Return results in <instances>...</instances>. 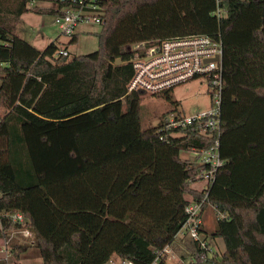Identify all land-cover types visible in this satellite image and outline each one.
<instances>
[{
    "label": "trees",
    "instance_id": "obj_1",
    "mask_svg": "<svg viewBox=\"0 0 264 264\" xmlns=\"http://www.w3.org/2000/svg\"><path fill=\"white\" fill-rule=\"evenodd\" d=\"M33 1L52 2L54 14L71 2L0 0V211L22 213L33 233L32 245L10 238L19 225L2 217L12 257L32 246L42 264L112 255L150 264L170 244L185 206L202 197L198 168L180 152L212 138L141 125L143 92L126 90L128 47L204 34L222 41L224 164L208 202L224 215L211 236L225 247L206 264H264V0H99L97 48L71 57L55 41L39 50L14 33ZM170 90L160 94L170 100Z\"/></svg>",
    "mask_w": 264,
    "mask_h": 264
},
{
    "label": "built area",
    "instance_id": "obj_2",
    "mask_svg": "<svg viewBox=\"0 0 264 264\" xmlns=\"http://www.w3.org/2000/svg\"><path fill=\"white\" fill-rule=\"evenodd\" d=\"M217 16L223 13L220 9L215 11ZM103 10L99 0H71V2L54 14V21L61 33L72 36L76 26L81 23H94L101 25ZM131 51L129 62L132 74L126 84L128 92L139 91L149 94H160L165 90L187 81L204 77L207 79L211 99L209 109L191 115H178L172 119L161 122L159 130L185 129L192 126L201 134L211 136L212 144L205 149L189 148L185 150L192 156L198 168L199 187L202 197L185 206V219L180 228L184 227L195 245L193 262L206 264L210 260L220 258L216 246L211 238L202 232L203 210L208 202V191L216 173L224 160L220 157V104L223 88L222 77V41L220 36L204 34L177 35L169 38L150 39L140 41L128 47ZM59 55L68 56L66 49L62 48ZM213 207V206H212ZM217 218L224 215L218 213L213 207ZM2 217L19 225L18 229L10 232V238L19 235V241L33 244V233L27 227V219L20 212H1ZM1 259L8 261L11 255L8 239L1 238ZM174 258L169 245L156 251L155 258L150 264H161ZM112 264H132L128 260L118 259Z\"/></svg>",
    "mask_w": 264,
    "mask_h": 264
},
{
    "label": "rangeland",
    "instance_id": "obj_3",
    "mask_svg": "<svg viewBox=\"0 0 264 264\" xmlns=\"http://www.w3.org/2000/svg\"><path fill=\"white\" fill-rule=\"evenodd\" d=\"M52 8H54L52 2H30L27 4V10L14 19L13 30L39 50H43L51 41H55L59 47L67 48L69 57L90 53L97 48L98 40L95 33L100 29L99 25L78 24L75 29L77 40L70 42L71 36L61 33L54 21V13L49 10ZM53 56L56 57L57 54ZM169 95L170 100L162 94L143 93L138 103V117L143 127H154L175 116L191 115L211 107L207 79L204 77L174 86ZM180 157L189 159L193 165L197 164V161L186 151H181ZM192 185L200 187L201 183L196 181ZM170 245L176 258L183 257L184 264H197L192 258L195 250L194 242L184 227L179 229ZM118 259L112 255L105 264H112ZM41 262L37 249L32 246L18 257H10L7 261L8 264H42ZM168 262H174V258Z\"/></svg>",
    "mask_w": 264,
    "mask_h": 264
},
{
    "label": "crops",
    "instance_id": "obj_4",
    "mask_svg": "<svg viewBox=\"0 0 264 264\" xmlns=\"http://www.w3.org/2000/svg\"><path fill=\"white\" fill-rule=\"evenodd\" d=\"M13 31H14L15 34H17V32L15 30H13ZM18 36H20V35H18ZM202 215H203L202 232L204 234L208 235L211 238L213 244L216 246V248H217V250H218V252L220 253V256H221L222 253L224 252V249H225L224 242H223L222 238H220V237H212L211 236V232L213 231V229L215 227L216 218H217L215 210H214V208L211 205H206L204 207ZM0 241H1V238H0ZM168 245H169V249L171 250V252H172V254L174 256L175 254H174L173 250L171 249V245L170 244H168ZM193 255H194V253L192 254V257H193ZM172 259H171V261H172ZM165 263L166 264H184V261H183V257L182 256H181V258H179V257L176 258L174 256V262L170 263V262L166 261Z\"/></svg>",
    "mask_w": 264,
    "mask_h": 264
},
{
    "label": "water",
    "instance_id": "obj_5",
    "mask_svg": "<svg viewBox=\"0 0 264 264\" xmlns=\"http://www.w3.org/2000/svg\"><path fill=\"white\" fill-rule=\"evenodd\" d=\"M117 63H119L120 62V60L119 59H117V61H116Z\"/></svg>",
    "mask_w": 264,
    "mask_h": 264
}]
</instances>
